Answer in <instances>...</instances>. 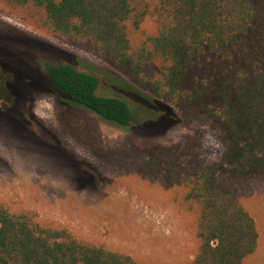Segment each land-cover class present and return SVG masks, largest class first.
<instances>
[{"label":"rangeland","instance_id":"1","mask_svg":"<svg viewBox=\"0 0 264 264\" xmlns=\"http://www.w3.org/2000/svg\"><path fill=\"white\" fill-rule=\"evenodd\" d=\"M38 16L32 5L0 0V204L141 264H186L198 247L194 213L182 204L181 188L165 185V169L151 171L146 161L156 153L178 174L217 163L226 149L221 128L196 107L108 82L104 73L134 83L89 43L45 29ZM155 27L149 16L133 37ZM40 57L97 73L100 91L128 102L132 123L115 124L74 103ZM217 182L256 223L258 245L243 264H264V171H219Z\"/></svg>","mask_w":264,"mask_h":264},{"label":"trees","instance_id":"2","mask_svg":"<svg viewBox=\"0 0 264 264\" xmlns=\"http://www.w3.org/2000/svg\"><path fill=\"white\" fill-rule=\"evenodd\" d=\"M6 1L32 5L42 27L86 41L134 83L104 73L108 82L196 107L221 128L226 149L217 163L192 164L179 174L156 153L146 163L151 171L165 169V185L181 188L182 204L194 213L198 247L186 264H243L257 247L256 223L217 174L264 171V0ZM149 16L155 30L133 37ZM38 64L74 103L115 124L132 123L128 102L100 91L97 73L45 57ZM0 264L141 263L0 204Z\"/></svg>","mask_w":264,"mask_h":264},{"label":"crops","instance_id":"3","mask_svg":"<svg viewBox=\"0 0 264 264\" xmlns=\"http://www.w3.org/2000/svg\"><path fill=\"white\" fill-rule=\"evenodd\" d=\"M259 236V235H258ZM257 245H258V243H257ZM244 261V260H243Z\"/></svg>","mask_w":264,"mask_h":264}]
</instances>
